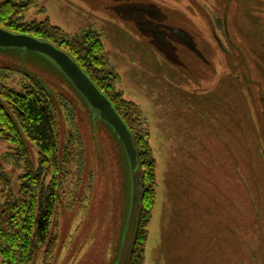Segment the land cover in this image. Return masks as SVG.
Listing matches in <instances>:
<instances>
[{
    "label": "rangeland",
    "instance_id": "rangeland-1",
    "mask_svg": "<svg viewBox=\"0 0 264 264\" xmlns=\"http://www.w3.org/2000/svg\"><path fill=\"white\" fill-rule=\"evenodd\" d=\"M130 1L160 6L168 21L195 35L210 62L181 47L188 68L168 62L115 15L114 0H39L25 21L98 32L121 77L118 88L149 124L158 187L146 264H264V0ZM219 16L227 19L231 45L221 40L232 63L215 47ZM29 79L52 102L59 150L73 137L82 144L78 159L85 157L81 168L77 160L59 175L56 249L49 259L43 251L37 264H115L130 201L122 146L51 60L0 49V84L19 90ZM26 141L37 165L39 149ZM16 152L0 139V165L17 192L26 167ZM5 200L0 187V208Z\"/></svg>",
    "mask_w": 264,
    "mask_h": 264
},
{
    "label": "trees",
    "instance_id": "trees-1",
    "mask_svg": "<svg viewBox=\"0 0 264 264\" xmlns=\"http://www.w3.org/2000/svg\"><path fill=\"white\" fill-rule=\"evenodd\" d=\"M38 6L39 0H4L0 3V28L47 40L68 52L107 95L133 133L144 171V198L130 264H146L158 187L149 124L140 106L127 100L118 88L121 77L110 65L102 36L92 29L69 34L50 19L26 22L27 13ZM0 139L16 145V156L26 167L16 192L10 175L0 165V187L6 191L0 208V264H37L43 251L49 259L56 249L51 229L60 193L59 175L77 160L81 168L85 157L78 159L79 142L73 137L59 150L55 110L45 89L33 79L19 90L0 84ZM26 140L39 149L37 165Z\"/></svg>",
    "mask_w": 264,
    "mask_h": 264
},
{
    "label": "water",
    "instance_id": "water-1",
    "mask_svg": "<svg viewBox=\"0 0 264 264\" xmlns=\"http://www.w3.org/2000/svg\"><path fill=\"white\" fill-rule=\"evenodd\" d=\"M0 49L25 50L41 54L51 60L85 100L94 121L107 125L121 144L130 171V180L128 181L130 201L127 207L129 212L125 218L119 255L115 264H130L140 213L143 209L142 199L144 198V171L140 164L139 151L133 133L107 95L65 50L47 40L27 34L13 33L4 28H0Z\"/></svg>",
    "mask_w": 264,
    "mask_h": 264
},
{
    "label": "flooded vegetation",
    "instance_id": "flooded-vegetation-1",
    "mask_svg": "<svg viewBox=\"0 0 264 264\" xmlns=\"http://www.w3.org/2000/svg\"><path fill=\"white\" fill-rule=\"evenodd\" d=\"M114 1L116 2L113 7L115 15L124 24L133 26L168 62L183 68H188L181 57L180 47L188 55L197 57L206 63L210 62L199 47L197 39L195 40V35L187 29L176 25L174 22L168 21L167 14L156 3H134L130 0ZM213 20L214 18L211 19V21ZM222 20L220 16L215 17L216 22L212 35L215 47L217 45L218 48L225 51L226 57L232 63L234 56L230 55L229 51L225 49V45L221 40V37L224 36L226 43L231 45V39L229 41V29L227 27L228 23L226 24L227 19H225V23L223 22V24ZM218 31L222 33V36L218 35Z\"/></svg>",
    "mask_w": 264,
    "mask_h": 264
}]
</instances>
